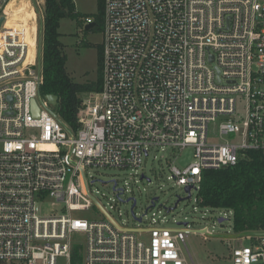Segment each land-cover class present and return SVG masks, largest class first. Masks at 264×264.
Returning a JSON list of instances; mask_svg holds the SVG:
<instances>
[{"label":"built area","instance_id":"1","mask_svg":"<svg viewBox=\"0 0 264 264\" xmlns=\"http://www.w3.org/2000/svg\"><path fill=\"white\" fill-rule=\"evenodd\" d=\"M41 5L0 0V264L69 263L75 233L81 264H188L181 245L189 255L194 231L164 228L154 212L145 228L119 225L86 171L134 170L150 149L191 147L193 163L167 177L190 198L204 170L264 154V0H104L102 87L83 97L76 130L40 93ZM113 192L126 190L114 182ZM51 200L62 214L40 216ZM130 200L142 222L148 210L136 219ZM93 202L106 219L72 216ZM263 234L223 264H264Z\"/></svg>","mask_w":264,"mask_h":264},{"label":"rangeland","instance_id":"2","mask_svg":"<svg viewBox=\"0 0 264 264\" xmlns=\"http://www.w3.org/2000/svg\"><path fill=\"white\" fill-rule=\"evenodd\" d=\"M74 10L80 16L78 22L71 19H62L59 25L60 41L64 45L67 56L66 71L70 79L77 84L94 82L97 75V47L101 46L102 35L98 32L85 30L88 25L85 17L92 20L97 14L96 0H72ZM41 11L43 6L41 5ZM88 31V32H87ZM52 110L54 106H51ZM194 149L185 148L182 151L171 149H150L144 157L139 168H90L86 171L89 188L92 196L121 226L128 228L147 227L150 225L152 212L162 222L161 226L170 230H183L188 228L191 232L186 237V247L183 245V255L188 264H223L227 263L231 250L235 247L250 245L252 233L236 234L232 229V214L225 211H214L200 208L196 203L197 194L192 191L187 198L183 188L177 187L170 176L169 167L175 165L184 168L194 161ZM141 175L144 179H141ZM149 180V181H148ZM114 182L117 188L126 192L117 199L113 192ZM157 198L155 207L150 209L151 200ZM135 218L143 217L138 222L132 216V201ZM178 199H180L178 201ZM128 200V201H127ZM40 216L60 215L63 205L49 201L38 205ZM158 210H161L158 213ZM74 218L101 221L106 219L100 209L93 205L83 212H74ZM207 228L204 236L196 233ZM73 246L83 244V234L71 236ZM57 264H69L64 258H58Z\"/></svg>","mask_w":264,"mask_h":264},{"label":"trees","instance_id":"3","mask_svg":"<svg viewBox=\"0 0 264 264\" xmlns=\"http://www.w3.org/2000/svg\"><path fill=\"white\" fill-rule=\"evenodd\" d=\"M96 2L97 14L92 20L89 16L85 17V21H91L89 32L102 33L104 0ZM65 18L76 22L80 19L72 0H44L40 93L41 96H57L53 112L64 124L76 130L79 127L77 113L82 108L83 97L99 92L102 87V47H97L95 81L74 83L66 71L67 56L58 31L60 21ZM196 203L200 208L230 212L232 229L236 234L264 233V154L250 152L235 166L204 170ZM80 250L78 245L72 247L69 264H81Z\"/></svg>","mask_w":264,"mask_h":264},{"label":"water","instance_id":"4","mask_svg":"<svg viewBox=\"0 0 264 264\" xmlns=\"http://www.w3.org/2000/svg\"><path fill=\"white\" fill-rule=\"evenodd\" d=\"M1 22H2V19L0 20V24H1ZM91 26H92V24L87 25V26L85 27V30L90 29ZM46 100H47V102H48V104H49L50 106H55L56 103H57V101H58V98H57V96H55V95H47V96H46ZM31 106H32V110H33V114H34V116L37 117L38 114H39V111H38V108H37V106H36V104H35L34 101L31 102ZM51 114L54 115L52 112H51ZM142 179H143V177H142ZM185 191H186V193H189L190 188H186ZM187 198H189L188 195H187ZM179 200H180V199H178V201H179ZM263 235H264V234H263Z\"/></svg>","mask_w":264,"mask_h":264}]
</instances>
